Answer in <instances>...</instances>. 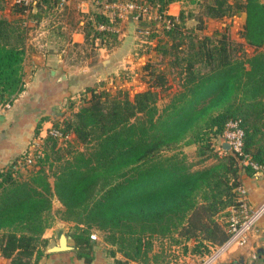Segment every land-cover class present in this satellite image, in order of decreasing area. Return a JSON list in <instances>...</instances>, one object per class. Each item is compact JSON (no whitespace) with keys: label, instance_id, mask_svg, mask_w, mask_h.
Wrapping results in <instances>:
<instances>
[{"label":"trees","instance_id":"16d2710c","mask_svg":"<svg viewBox=\"0 0 264 264\" xmlns=\"http://www.w3.org/2000/svg\"><path fill=\"white\" fill-rule=\"evenodd\" d=\"M147 1L162 13L175 0ZM7 4L0 0V105L13 103L26 87L28 14L34 16V7L37 11L55 7L58 0L31 6L16 1L13 17L3 14ZM204 11L212 18L246 11L240 35L263 49L238 55L229 25L212 35H199L198 28L185 26L189 17L184 10L179 16L166 14L173 23L165 29L167 38L157 35L147 50L168 57L181 74L179 93L164 107L159 105L158 89L170 85L166 71L148 61L147 89L131 99L121 88L112 93L88 87L80 109L53 126L63 135L74 133V138L60 140L50 131L41 137L38 124L35 138L43 143L36 149L35 161L24 160L23 167L14 161L0 170V256L10 264H36L44 254L48 240L43 233L55 219L54 198L64 206L61 217L76 222L77 253L86 261L93 258L94 227L126 257L125 264H149L155 237L171 236L174 244L183 241V253L201 256L226 241L228 225L218 215L226 217L238 202L241 167L248 173L255 168L241 166L239 156L230 150L193 166L215 156L211 138L221 137L233 118L245 130L244 153L264 165V1L206 0ZM93 14L98 23L117 25L120 20L116 16L111 21L103 7ZM144 21L153 28L157 24L154 19ZM87 22L84 44H94L97 38L108 47L120 43L117 30H97L91 20ZM155 35L154 30L150 39ZM77 142L91 146L82 149ZM182 143L199 145L201 158L190 163L162 154ZM192 239L195 243L189 247Z\"/></svg>","mask_w":264,"mask_h":264},{"label":"crops","instance_id":"0c3cea01","mask_svg":"<svg viewBox=\"0 0 264 264\" xmlns=\"http://www.w3.org/2000/svg\"><path fill=\"white\" fill-rule=\"evenodd\" d=\"M124 1L113 0L111 5H120ZM15 2L9 4L7 0L10 6ZM184 3V0L173 1L167 12L179 16ZM92 5L87 0H67L64 5L58 2L55 7H47L50 16L35 17L28 14V52L24 62L26 87L8 109L0 111V170L9 167L14 161L22 162V154L40 139L35 138L38 124L40 136L45 137L55 124L79 110L85 102L82 92L88 87L96 86L99 90L111 91L130 82L132 84L133 78L140 80V76H143L144 66L150 58L147 61L143 59V64H140L139 56L155 51L147 49L150 43L155 44L156 39H150L151 30L143 26V20L137 21L130 15H122L116 28H111L109 24L100 27L92 16L90 19L97 30H117L120 43L108 47L97 38L93 56L79 52V48L85 46V22L78 18L74 20V11L71 9L86 11ZM37 9L33 8V12ZM54 9L56 15H60L58 18H54L50 11ZM104 12L111 17L112 8L106 5ZM240 15L245 24L247 12L243 11ZM154 21L158 25L162 23L156 18ZM70 57L71 61L67 62ZM132 72L135 75L130 74ZM129 76L133 78L128 79ZM90 97L91 92H88L87 99ZM58 117H61L60 121ZM239 178L246 187L249 204L253 207L259 205L264 200V170L248 173L241 167ZM63 209L61 201L54 198L55 219L43 233L48 245L36 264H118L116 260L125 264L126 257L116 250V246L105 241L103 232L96 227L92 228V232L98 236L97 240L92 239V260L86 261L84 256L79 257L74 238L76 222L62 218L60 214ZM62 233L68 235V244L74 248L49 252L47 248L56 244ZM183 257L187 264H201L206 256L189 252L184 253ZM183 257L178 258V264ZM241 258H244L245 264H264V214L248 233L246 241L221 257V264H237ZM0 261L10 264V259L4 256H0Z\"/></svg>","mask_w":264,"mask_h":264},{"label":"rangeland","instance_id":"374dc122","mask_svg":"<svg viewBox=\"0 0 264 264\" xmlns=\"http://www.w3.org/2000/svg\"><path fill=\"white\" fill-rule=\"evenodd\" d=\"M14 1L17 0H8L9 4L13 3ZM44 1V0H43ZM40 1V2H43ZM88 1V0H87ZM206 0H184V8L183 10L185 11V16L188 15L189 18H185V26H187L188 28H198V33L199 35H203V34H208V35H212L216 30H221L223 31L225 29V27L227 25H229V32L231 35V38L233 40H235L238 43V49H237V54L238 55H245V56H249L254 54L256 51L262 50V47H258L256 49L255 46L250 45L246 38L242 37L240 35V31L243 29V19L241 17L240 14L237 15H233V16H225L222 18H210L206 15L205 11H204V3ZM23 2V1H21ZM91 4V1H88ZM9 4H7V7L3 9V14L9 17H13L12 14V8L13 5L10 6ZM27 5V4H25ZM31 6V5H30ZM92 7V8H91ZM90 7V10H86V11H81L78 8L77 9H71L74 15V20H76L77 18L79 19V21L82 19L84 20L85 24L88 23L87 21L91 20L90 18L93 16V11L97 10L100 7H103L102 4H99L97 2H93V5ZM35 8V7H34ZM43 9H39L38 11H36V13H34L33 15L36 17H44L46 14H48L50 16V12L48 13L49 10L46 9V6L42 7ZM93 9V10H92ZM56 10L60 11L58 8H56ZM53 14L54 18H58L59 16L56 15L55 9L54 10H50ZM143 20H145L146 22L152 20L150 17L146 16ZM144 21V22H145ZM156 24V23H155ZM144 27L149 28L151 31L150 33H152L155 30V36L157 39L158 36H161L163 38H167L166 36V30L165 28L161 25L156 24V26L151 27L150 23H144L143 24ZM95 44L91 43L90 41L88 43L85 44V46L79 48V52H82V54L84 55H91L93 56L96 49H95ZM89 55V57H91ZM143 56V57H142ZM140 57V64H143V59H145L146 61L148 60L147 58L149 57L151 62H153V66L156 67L157 69H164L167 73V78H168V84L170 85L169 88L165 89V90H159V98H158V103L161 107H164L165 104L167 102H169V100L173 97V95H175L176 93H179L183 87L181 85L182 79H181V74L174 70L172 68V66H170L169 63V59L168 57H164L162 58L161 55L157 54L156 51H152L148 54L145 55H141ZM71 61V57L68 58L67 62ZM66 62V63H67ZM149 70L150 69H145L143 70V76H140V81L139 79H134L133 76H129L130 78L128 79H133L131 80L133 83L131 84L130 80L128 82H130V84L128 83V85H125L123 87H120L121 89L127 90L129 93V96L131 99L134 98V95L136 92L138 91H142L145 90L149 87V78H150V74H149ZM132 75H135L133 72L130 73ZM128 76V75H127ZM111 89L112 93H115L118 89ZM102 90V89H100ZM86 92V91H85ZM85 92H82V98L85 95ZM234 119V118H233ZM230 119V120H233ZM61 120V117H58V121ZM229 120V121H230ZM228 121V122H229ZM228 122L226 123V126L224 128V131L226 129V127H228ZM62 133V131H61ZM209 133L206 135V138L204 140L207 139ZM211 136V135H210ZM209 136V137H210ZM60 140H63L64 138H74L75 134L71 133L68 135H63V133L59 136ZM221 139L222 136H215L211 138V142H212V152L215 154L214 157L209 158L207 161L199 164V165H194L193 168L201 166L203 164L209 163L211 161L216 160L217 156H220L221 154H224V152L221 150ZM43 143V140L38 139L36 141V145H33L32 147L29 148L30 151L26 152V155H24L22 157V162H18L21 166L23 165L24 160H26L27 162H34L35 158H36V149L37 148H41V145ZM206 143V141L204 142V144ZM78 147L84 149V148H90L91 144H83L81 142H77ZM199 151V145L197 147V144L192 143V144H178L174 147L171 148H167L165 149L162 154L164 156L170 157L172 159H180V158H185L188 162L190 163H194L196 161H198L202 155H199L198 152ZM23 167V166H22ZM24 171V168H23ZM221 214V213H220ZM218 215L220 220H223L227 223V217L229 214V211L227 213V216L225 217V214H221ZM98 239V238H97ZM95 239V240H97ZM154 248L153 251L151 252V259L149 261V264H178V258L179 257H183L184 253L182 252V246L181 244H183V241L180 243V245L174 244L175 239L171 236H166V238H160V237H155L154 239ZM194 240H190L188 245L189 247H193L194 244ZM157 253L158 256L155 257L153 254ZM203 261V260H202ZM3 261H0V264H2ZM180 264H187V260L185 257H183V260H181Z\"/></svg>","mask_w":264,"mask_h":264},{"label":"built area","instance_id":"2783aa9c","mask_svg":"<svg viewBox=\"0 0 264 264\" xmlns=\"http://www.w3.org/2000/svg\"><path fill=\"white\" fill-rule=\"evenodd\" d=\"M23 1L27 5H36L43 0H19ZM102 4L103 10L106 5L112 8L111 21L114 17H122V15H130L133 19L140 21L146 16L159 21H162V26L165 29H169L172 26V20L166 14L167 10L160 13L158 7L149 3L147 0H125L120 5H111L112 1L103 0H88ZM61 5H64L67 0H58ZM100 27H107L104 23L98 24ZM111 28H116V25L109 23ZM12 103L6 102L0 105V111L8 109ZM50 132L56 136H60L62 133L59 129L52 128ZM228 142L231 146L229 149L233 154L239 156L241 166L250 164L257 170H264V165L259 164L252 160L246 153H244L245 143V130L240 124L239 119H233L228 122V127L222 134L221 150L224 152L227 149L224 147V143ZM247 190L243 184L237 187L238 202L232 204L229 207V214L227 217L229 237L224 243L214 247L210 254H208L201 264H221V257L229 251L231 248L241 245L247 239L248 233L254 228L260 217L264 214V200L257 206H251L247 201ZM92 239H97L96 233H91ZM128 264H146L138 261H131Z\"/></svg>","mask_w":264,"mask_h":264},{"label":"water","instance_id":"95a60500","mask_svg":"<svg viewBox=\"0 0 264 264\" xmlns=\"http://www.w3.org/2000/svg\"><path fill=\"white\" fill-rule=\"evenodd\" d=\"M224 147L229 150L231 148L230 144L228 142L224 143ZM74 248L73 245L68 244V235L66 233H62L56 242V244L49 246L47 250L49 252H56V251H61V250H67V249H72ZM237 264H245L244 263V258H241Z\"/></svg>","mask_w":264,"mask_h":264}]
</instances>
